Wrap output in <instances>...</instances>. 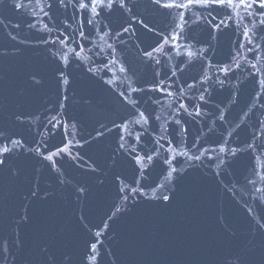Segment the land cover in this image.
I'll return each mask as SVG.
<instances>
[{
	"label": "water",
	"instance_id": "obj_1",
	"mask_svg": "<svg viewBox=\"0 0 264 264\" xmlns=\"http://www.w3.org/2000/svg\"><path fill=\"white\" fill-rule=\"evenodd\" d=\"M13 3H0V127L17 133L14 138L23 148L14 149L18 155L10 162L18 175L0 170V245L7 246L6 251L0 247V264H60L64 256L71 257V264H264V181L256 175L264 176L259 125L264 120V30L258 23L264 17L253 8L255 15L238 9L228 19L220 10L216 23L223 18L226 27L210 33L202 17L217 12L192 9L185 14V31L176 47L165 46L148 60L143 51L162 42L176 23H184L178 16L182 10L166 14L168 10L157 11L150 0H126L135 20L125 12L132 27L117 37L104 27L107 20L91 13L81 27L71 8L44 16L36 0L19 10ZM89 18L93 26L87 24ZM245 28L252 44L242 35ZM61 38L67 43L60 44ZM109 44L115 49L112 55ZM80 47L84 50L78 59L70 49ZM189 50L197 53L192 63ZM113 58L117 63L105 69ZM229 64L227 74L218 70ZM121 65L126 72L119 71ZM57 67L65 71L68 85L57 86ZM157 83L164 93L147 91ZM168 91L173 95H166ZM181 103L187 112L179 108ZM137 109L152 113L147 125L134 123ZM19 113L23 115L16 121ZM54 116L60 121L56 127L49 124ZM124 119L130 122L123 134L136 146V154H154L156 141L164 145L152 163L145 158L138 165L124 150L117 153L121 129L112 121L121 124ZM65 123L74 136L65 137ZM141 134L137 144L134 137ZM254 134L259 140H253ZM67 140L70 153L54 157L56 169L71 181L62 185L42 157ZM29 148H39L41 156L34 158ZM202 152L200 160L188 159ZM165 158L170 165L163 164ZM171 167L176 171L166 180ZM78 184L87 188L83 198L75 191ZM154 188L156 195L174 191L172 203L162 207L152 199ZM96 241L92 260L90 243Z\"/></svg>",
	"mask_w": 264,
	"mask_h": 264
},
{
	"label": "snow or ice",
	"instance_id": "obj_2",
	"mask_svg": "<svg viewBox=\"0 0 264 264\" xmlns=\"http://www.w3.org/2000/svg\"><path fill=\"white\" fill-rule=\"evenodd\" d=\"M31 2L32 0H29V4ZM0 3H3V0H0ZM36 3L37 5H41L40 11L43 13L44 16H49L53 9H55L56 11L63 9L65 12H67V10L71 8L73 10L74 19L76 18V15L79 14L81 27H83V24H84V17L88 15L89 13H91V16L93 18L103 17L104 20H107L109 22L104 27L109 28L110 31L114 32L115 36L117 37L121 36L122 33H128L129 29L132 27V25L129 24L128 22V18L125 17V12L130 13L131 19L135 20V14L132 13V9L126 7V0H36ZM150 3L152 7L156 9L157 11L168 10V13L166 14H169L172 9L182 10V11H178V16L181 21H184V23H176L175 27L171 30V32H169L165 37L162 38V42H158L156 46H153L151 48V50L145 49L143 51V56L146 57L148 60H154L155 59L154 53L162 52L165 46H168L169 48L176 47V42H178L183 37L184 31H185V24L187 23V21L185 20V14L186 12L191 11L192 9H205V10L212 9L217 12V16H212L211 12H209L208 17L206 18L202 17L207 20V25L210 29V33L219 32L222 26L226 27L225 21L223 18H220L219 23H216L220 10H225V13L228 15V19L232 18L231 13L233 12V10H238V9L245 10V12H247L249 15H255V13L251 12L253 8L257 10V12L259 13L261 17H264V11H261V10H264V0H150ZM29 4L23 3L22 0H14L13 6H14V9L19 10L22 8H27ZM45 9H47V11ZM86 22L89 26H93L92 18L87 19ZM137 23L147 28L148 31H152V29L148 27L147 23L144 20H139L137 21ZM258 23L261 26V29L264 30V18H261ZM126 24L128 25L127 27L125 26ZM29 26L31 27L32 25H29ZM117 28H119L120 31H116ZM177 29H179V31H177ZM98 31H101V30H98ZM249 32L250 30L245 28L242 35L245 38H248V41H247L248 44H252L253 40L250 37ZM108 34L109 33L107 32L104 33V35H108ZM79 35L81 39L86 38L85 33L82 30L80 31ZM61 37H63V33H61ZM100 38L103 39L104 37L101 36ZM262 39H264V37H262ZM59 43L62 45L66 44L67 40L64 38H61L59 39ZM188 47L190 48L191 45H189ZM256 47L259 48V45H256ZM108 48L112 49V52L110 53V55H112L115 52V49L113 48L111 44L108 45ZM83 50H84L83 47H80L79 51L70 49V51H73L75 57L78 59L80 58V53L83 52ZM252 50H253L252 48L248 49V51H252ZM201 51H203V49H201ZM196 55H197L196 52H193L191 50L187 51L186 56L188 58V62L192 63L193 58L196 57ZM237 55H239V52H237ZM66 59L67 58H65V60ZM232 59L235 60V57H233ZM116 63H117L116 59L113 58L109 62L105 63L104 67L105 69H109L110 64L114 65ZM156 63L158 64L159 61H156ZM236 66L239 67V64H237ZM251 67L256 68L257 65L252 64ZM88 70L89 72L94 73V69L89 68ZM218 70L222 73L227 74L228 72L232 71V67L230 64L222 65V66H218ZM119 71L126 72L127 68L121 65V67L119 68ZM56 72L59 74L57 77V86L59 87L61 85H68L69 80L65 74V71L61 69L60 67H57ZM174 74L175 73H173V75ZM208 78L209 77L205 73L204 80H207ZM33 79H34V82L37 84L40 82L39 80H35L34 77ZM106 83L110 85L113 83V81L108 80L106 81ZM221 83L223 82L221 81ZM189 87H192V85H189ZM262 87H264V84H262ZM130 91L137 92V91H144V89L131 88ZM147 91L149 92L156 91V92L164 93V89L161 87L159 83H157L155 87L148 88ZM204 91H207V89H204ZM120 95L124 96V93H121ZM166 95L172 96L173 92L168 91ZM180 95L181 96L183 95V91L180 92ZM64 99L67 100L68 97L65 96ZM200 99L201 100L204 99L203 95L200 96ZM133 103L135 104L136 102H133ZM153 103H159V100H153ZM60 107L64 108V104L61 103ZM179 108L183 109L185 112L188 111L187 107L183 103L179 105ZM146 111L147 109H145L144 111H139V109H137L139 118L134 120V123L140 124L141 126L147 125L149 123V120L152 119V113L148 112V114L146 115L145 114ZM22 115L23 113L16 114L15 120L20 121ZM131 115H134V114H131ZM189 115H192V113H189ZM195 115H200L199 110L195 112ZM221 118H223V113H221ZM155 119L159 120V116H156ZM129 122L130 121L128 119L122 120L121 124H117L116 121H112L114 128L121 129V133L119 134L120 143L117 149V153H119L120 150H124V152L127 153L129 156H132V158L136 161L138 165L141 164V162L145 158L147 159L149 163H152L154 160V154L159 153V151L164 148V145L159 144V141H156V144H158L159 147L155 150L154 154H149L148 152H145L143 156L136 154L137 153L136 146L132 145L128 140H126V137L123 134V131L127 130ZM176 123L179 124L180 122L177 120ZM49 124H51L53 127H56L57 125L60 124V121H58L56 117L54 116L52 120L49 121ZM259 125H260V131L264 132V120L259 121ZM63 127L65 129V133H64L65 137H68L70 135L74 136V133H70L68 131L67 123L63 124ZM72 127H75V124H73ZM101 128L106 129V125H101ZM108 131H111V130L108 129ZM16 135L17 133H15L14 131H11L7 128L0 127V170H7L12 176L18 175V172H19V169L14 168L12 163H10L11 161L15 160V158L18 155L16 152H14V149L23 148L22 141L20 139L14 138ZM96 135L98 137L103 136V132H101L100 130H96ZM142 135L143 134L137 135L134 137L137 144L140 143ZM127 136L129 138H132L131 130L127 131ZM253 140H259V136L254 134ZM9 144L11 145V147H9ZM126 144H127V147H126ZM71 146H72L71 140L62 141V146L56 147L55 151H52L50 154L44 155L42 157L44 161H48L51 163L52 171L57 173V179L59 180V183L62 185L65 183H70L71 181H66L64 179V174L59 173L58 169H56L55 167L56 161L54 160V157L61 155V154L70 153ZM260 146H264V142H262ZM252 147H253L252 144H248V148H252ZM27 151L32 152L34 158H39L41 156L39 148H36L35 150L29 148L27 149ZM140 151L143 152V148H141ZM219 151L223 153L226 151V149L225 147L222 146L219 148ZM133 154H136V155H133ZM231 154L232 156H235L236 149H232ZM121 155L123 154L121 153ZM177 155H181V153H178ZM182 155H187V153H182ZM202 155H204L203 152L200 155L190 156L188 157V159L189 160H193V159L200 160ZM173 159H175V157H173ZM113 163H116L115 154L113 157ZM129 163H131V161H129ZM221 163H223V161H221ZM163 164L170 165V161L167 158H165L163 160ZM45 166L47 167V165ZM91 171L95 172L96 169L93 168ZM175 171H176V168L171 167L170 170L167 172V176H165L164 178L166 180H170L172 177V173ZM256 175L259 176V179L261 181H264V176H261L258 173ZM116 176L118 178V174H116ZM248 183L255 185L256 181L253 179H249ZM160 187H162V185H156V188H160ZM120 190L123 191L124 189L121 188ZM75 191L79 194L78 198H83L87 194V188L84 185H80V184L76 185ZM132 192H137V189L133 188ZM170 192L171 194H165L164 192H161L159 195H156V189L154 188L152 199L159 201L162 207L168 206L172 203V200L175 196L174 191L170 190ZM256 192L258 193L261 192V189L256 188ZM32 195L37 196L38 194L35 191H33ZM128 198L129 197L127 196L124 197L125 200H127ZM118 211H119V208H117V212ZM23 219L26 221L29 218L24 217ZM109 219H111V217H109ZM17 223H19V221H17ZM84 227L87 228V225H84ZM107 227L108 225L105 224V228ZM261 227H264V225H261ZM100 235H101L100 231H97L95 233L96 237H99ZM90 240H91V237H90ZM21 243H22L21 241L19 240L17 241L18 246ZM97 243H99V241L90 243L91 252L93 254L91 255L92 260L96 259V256L94 254L97 252ZM0 247H3L5 251L7 250L6 244L0 245ZM41 251H46V249H41ZM55 264H57V262H55ZM60 264H71V257L64 256V259L63 261H60Z\"/></svg>",
	"mask_w": 264,
	"mask_h": 264
}]
</instances>
